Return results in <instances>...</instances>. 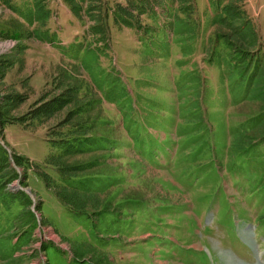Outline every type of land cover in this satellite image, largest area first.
I'll use <instances>...</instances> for the list:
<instances>
[{
	"label": "rangeland",
	"instance_id": "rangeland-1",
	"mask_svg": "<svg viewBox=\"0 0 264 264\" xmlns=\"http://www.w3.org/2000/svg\"><path fill=\"white\" fill-rule=\"evenodd\" d=\"M77 2L78 14L65 0H48L52 43L25 36L35 27L24 15L32 0H0V141L19 173L7 189L10 210L0 206V264H264V131H247V154L230 149L232 128L257 126L264 100L234 103L241 58L218 39L210 0H197L199 39L184 64L176 44L168 57L149 56L133 29L110 18L111 47L101 62L122 74L130 98L120 106L105 99L74 57L76 43L93 42L85 34L94 24L87 7L105 0ZM245 7L264 41V0H246ZM254 60L253 68H264V49ZM194 72L206 82L207 122L182 117L179 80ZM63 82L80 87L84 104L104 101L90 113L102 146L67 156L70 163H97L88 174L102 182L104 203L85 217L68 211L42 178L60 181L46 158L56 151L50 128L67 108L45 122L21 120L44 94H60ZM17 95L25 99L11 102ZM16 155L31 163L17 164Z\"/></svg>",
	"mask_w": 264,
	"mask_h": 264
},
{
	"label": "trees",
	"instance_id": "trees-1",
	"mask_svg": "<svg viewBox=\"0 0 264 264\" xmlns=\"http://www.w3.org/2000/svg\"><path fill=\"white\" fill-rule=\"evenodd\" d=\"M65 1L70 3L73 12L77 14L80 12L82 7L77 0ZM210 3L215 12L213 24L217 27L218 39L223 40L228 49L236 55L239 54L241 58L238 65L241 67L238 69H243V78L239 86L232 89L234 103L244 100H264V68H253L255 56L264 49V41L259 26L245 7L246 0H210ZM48 5V0H32L30 9L24 15H27L30 24H35V27L25 35L26 38L35 36L42 41L52 43L56 41L57 33L47 27L54 12ZM15 10L23 13L19 7ZM86 13L94 21V24L90 25L85 32L86 35L93 37V42L87 45L83 42L76 43L74 57L80 61V65L103 91L105 99L118 106L121 105L123 97L130 98L129 91H126L122 74L115 63L111 64L112 69H116V74L113 75L114 70L106 71V67L101 62V57H107L111 47V17L115 25L127 27L136 32L138 41L146 47L145 51L149 56L168 57L172 43L181 49L180 64L190 60L196 52L200 31L197 0H125V2L118 1L115 5H110L105 0V3H98V5L89 4ZM24 15L21 14L26 19ZM145 17L150 21L147 22ZM250 69H256V71L248 78ZM233 75L231 74L230 77ZM245 79L247 84L245 90L243 89L244 93L238 96L237 93L241 92ZM203 84L205 86L206 82L196 72L185 73L179 80L180 99L183 100L182 117L189 122L197 120L207 122L205 99L201 98ZM60 86L63 87L60 94L51 98H47L48 95L44 94L33 110L21 120L26 119L29 123L45 122L67 108L65 115L50 128L49 135L53 137L50 142L56 151L46 158L48 164L57 167L61 175L60 181H55L47 173H44L42 178L68 211L85 217L90 208L100 211L104 203L98 194L102 190V182L98 177L88 174V171L97 163H70L67 156L84 152L88 148L102 146L98 145L100 142L94 137L98 120L91 117L90 113L104 101L99 98L84 104L80 99L79 86L64 82ZM14 98H10L11 102L25 99L21 95ZM195 108L199 110V113H194ZM257 121V126L251 125L246 130H241V126L232 128L231 153L240 156L248 153L253 138L248 132L257 128L264 131V113L257 116ZM11 158L10 151L0 141V206H5L8 211L12 200L9 199L7 189L10 183L19 177ZM16 161L23 166L31 163L21 155H16ZM8 216L7 222L10 218Z\"/></svg>",
	"mask_w": 264,
	"mask_h": 264
}]
</instances>
